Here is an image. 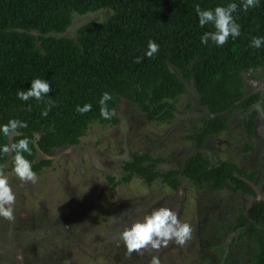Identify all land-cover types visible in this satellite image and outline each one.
Wrapping results in <instances>:
<instances>
[{
  "label": "trees",
  "instance_id": "1",
  "mask_svg": "<svg viewBox=\"0 0 264 264\" xmlns=\"http://www.w3.org/2000/svg\"><path fill=\"white\" fill-rule=\"evenodd\" d=\"M229 3L238 6L233 16L240 25V35L235 39L230 36L223 46L211 40L202 44L201 36L214 27L199 25L195 5L214 9ZM241 5L242 0H0V125L10 119L27 124L18 130L19 136L6 138L0 134V146L29 138L32 154L24 155L37 173L51 166L60 151L81 146L93 124H120L123 105L134 116L137 111L142 113L147 123H172L176 103L191 85L205 117L184 135L189 145L178 151L181 157L186 151L180 166L162 169L164 164L171 165L169 153L157 157L137 153L120 165L123 175L104 172L107 187L115 188L137 177L149 189L159 180L173 192L183 184L186 193L201 187L213 192H241L251 196L254 211V223L243 235L253 233L254 225L264 220V181L256 178V170L235 162L211 161L204 148L209 137L229 132L227 113L241 116V127L248 136L255 132L257 112L253 106L260 101L261 93L246 85L251 72L264 69V43L258 49L250 46L252 37L264 39V0L247 12ZM149 40L159 45L152 58L145 55ZM137 57L141 62H135ZM35 78L48 81V96L44 101L20 100L17 91L29 89ZM105 92L112 97L107 101L109 110L115 113L111 119L100 114L99 100ZM49 98L55 106L45 117L41 112ZM85 104L92 106L91 111L81 115L76 106ZM28 105L31 111L25 110ZM125 144L129 142L124 140ZM251 149L246 142L243 150ZM176 154L174 151L173 157ZM11 155L0 152L5 172L11 167ZM251 182L260 184L262 198H257L259 193ZM163 188L155 195H164ZM170 197V193L164 195L167 204ZM45 198L49 200L47 195ZM160 204L158 201L152 208ZM143 206L137 207V218L143 216ZM241 210L235 227L245 229L247 221ZM126 220L115 224L124 227L130 224ZM257 238V250L249 264H264V235Z\"/></svg>",
  "mask_w": 264,
  "mask_h": 264
},
{
  "label": "rangeland",
  "instance_id": "2",
  "mask_svg": "<svg viewBox=\"0 0 264 264\" xmlns=\"http://www.w3.org/2000/svg\"><path fill=\"white\" fill-rule=\"evenodd\" d=\"M247 79L246 87L261 93L260 101L253 106L257 112L255 132L248 136L241 127V116L227 113L230 133L209 137L204 148L211 161L235 162L247 170H256V178L264 181V69L251 72ZM196 102L194 87L189 85L176 103L172 123L162 124L147 123L142 113L137 111L134 116L121 106L120 124H93L81 146L60 151L51 166L37 172L35 184L21 182L10 167L5 174L16 194L15 220L6 222L0 218V264H150L153 255L159 257L160 264H249L257 250L256 238L264 235V220L254 225L253 233L243 235L254 223L251 196L228 189L213 192L208 187L191 188L186 193L185 184L173 192L159 180L152 182L149 189L137 177L109 188L103 176L104 172L123 175L120 165L137 153L152 157L169 153L171 165L164 164L162 169L179 167L186 151L183 157L178 151L189 145L184 135L205 117ZM160 135L164 138L159 141ZM124 140L128 146H123ZM246 142L252 145L251 151L243 150ZM158 185L164 187V195L171 194L169 204L161 193L155 195ZM252 185L259 193L260 184ZM257 198H262L260 193ZM158 201L160 206L173 207L180 221L192 226V239L184 246L170 243L160 250L162 253L148 249L128 255L119 240L125 226L115 222L138 219L139 205L149 204L143 206L148 210L141 211L144 215ZM240 209L247 221L245 229L235 227Z\"/></svg>",
  "mask_w": 264,
  "mask_h": 264
},
{
  "label": "clouds",
  "instance_id": "3",
  "mask_svg": "<svg viewBox=\"0 0 264 264\" xmlns=\"http://www.w3.org/2000/svg\"><path fill=\"white\" fill-rule=\"evenodd\" d=\"M259 0H242L241 9L247 12L250 8L256 7ZM238 10L236 3H229L227 6H216L214 9H202L199 4L195 5L194 11L198 17L199 25L204 27L211 24L213 31H207L201 36V43L207 44L209 40L217 46H223L231 36L233 39L240 35V25L236 23L233 16ZM264 39L252 37L250 46L260 48ZM159 51V45L152 40L148 41L145 55L152 58ZM141 57H137L135 62H141ZM51 91L48 81L41 78H35L31 81V87L27 90H18L16 95L22 101H28L35 98L37 101H44V98ZM112 97L108 92L102 94L99 100L100 114L105 119H111L115 114L109 110L107 101ZM55 106L54 100L47 99L46 107L41 115L47 117L51 108ZM91 105L85 104L82 107L77 105L76 111L83 115L91 111ZM32 106L28 105L25 110L31 111ZM27 124L18 119H10L7 123L0 125V134L6 138L19 136V129L26 128ZM31 141L24 137L12 143H5L0 146V152L11 155V172L21 182L33 183L38 181V176L32 169V162L25 157L32 154L30 147ZM16 204V194L9 183V177L5 174L4 166L0 165V218L9 222L15 220L14 206ZM115 219V217H110ZM193 228L189 223L181 222L177 213L169 207L154 208L150 213L144 214L141 218L134 219L129 225H126L119 232V240L126 248L127 254L133 252L142 254L144 250H154L159 252L169 244L174 243L178 246H184L192 239ZM150 264H160L158 256L153 255Z\"/></svg>",
  "mask_w": 264,
  "mask_h": 264
},
{
  "label": "flooded vegetation",
  "instance_id": "4",
  "mask_svg": "<svg viewBox=\"0 0 264 264\" xmlns=\"http://www.w3.org/2000/svg\"><path fill=\"white\" fill-rule=\"evenodd\" d=\"M57 154V153H56Z\"/></svg>",
  "mask_w": 264,
  "mask_h": 264
}]
</instances>
